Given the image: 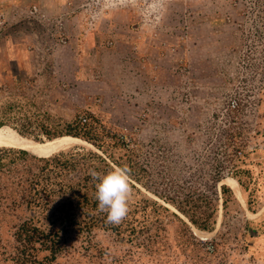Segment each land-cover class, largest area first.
<instances>
[{
    "label": "rangeland",
    "instance_id": "rangeland-1",
    "mask_svg": "<svg viewBox=\"0 0 264 264\" xmlns=\"http://www.w3.org/2000/svg\"><path fill=\"white\" fill-rule=\"evenodd\" d=\"M77 117L100 147L56 155L127 165L131 222L65 232L6 159L0 264L30 214L55 232L33 264H264V0H0V130L50 142Z\"/></svg>",
    "mask_w": 264,
    "mask_h": 264
},
{
    "label": "trees",
    "instance_id": "trees-1",
    "mask_svg": "<svg viewBox=\"0 0 264 264\" xmlns=\"http://www.w3.org/2000/svg\"><path fill=\"white\" fill-rule=\"evenodd\" d=\"M50 132L48 135L51 137V141H55L64 135H71L91 141L100 147V144L92 137V126L83 123L82 119L78 117L73 122L68 123L65 134L64 132H58L51 135ZM92 153L94 151H90V155ZM98 156L105 162V167L113 168L112 164L104 159L102 155ZM6 159H9V163L13 165L12 167L9 166V163H6ZM86 160V154L82 153L37 157L20 148L0 149V170L4 171L3 167L5 166H9L11 171L18 170L22 161L30 165L33 175L26 182L29 198L27 205L30 208L38 206L45 213L49 210L51 202H55L53 213H45L48 220L53 224L54 222L63 224L62 230H65V232L69 226L83 232L85 230L91 231L97 225L110 226L113 230L120 232V226L131 222L134 210L130 209L127 217L119 224H112L107 221V213L99 210L98 201L95 198L97 181L90 174L93 170L99 173L102 167L97 165L87 166ZM33 161H39L38 166H35ZM33 167H37V169L34 170ZM69 175L73 177L70 178ZM26 188L23 187L22 190L25 195ZM55 214L58 219H55ZM54 233V229L44 228L40 219L30 214L16 233V241L19 242L18 248L23 250L19 254V263L28 264L33 257L38 255L40 250L53 247L51 238ZM39 244L41 245L40 248L38 247ZM35 262L31 261V264Z\"/></svg>",
    "mask_w": 264,
    "mask_h": 264
},
{
    "label": "clouds",
    "instance_id": "clouds-1",
    "mask_svg": "<svg viewBox=\"0 0 264 264\" xmlns=\"http://www.w3.org/2000/svg\"><path fill=\"white\" fill-rule=\"evenodd\" d=\"M97 181L95 198L101 212L107 213V221L121 223L129 214L133 194V178L127 165L116 166L105 174L91 171Z\"/></svg>",
    "mask_w": 264,
    "mask_h": 264
},
{
    "label": "bare ground",
    "instance_id": "bare-ground-1",
    "mask_svg": "<svg viewBox=\"0 0 264 264\" xmlns=\"http://www.w3.org/2000/svg\"><path fill=\"white\" fill-rule=\"evenodd\" d=\"M83 143V140L71 135L61 136L55 141L40 142L29 137L18 135L16 132H5L0 130V147H18L38 157L56 155ZM228 185L234 192H239V184L235 180H229Z\"/></svg>",
    "mask_w": 264,
    "mask_h": 264
},
{
    "label": "built area",
    "instance_id": "built-area-1",
    "mask_svg": "<svg viewBox=\"0 0 264 264\" xmlns=\"http://www.w3.org/2000/svg\"><path fill=\"white\" fill-rule=\"evenodd\" d=\"M82 121H83V122H86V121H87V118H86V117H83V118H82Z\"/></svg>",
    "mask_w": 264,
    "mask_h": 264
}]
</instances>
